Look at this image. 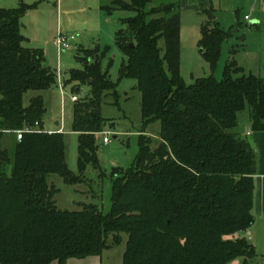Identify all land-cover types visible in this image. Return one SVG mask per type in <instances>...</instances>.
I'll list each match as a JSON object with an SVG mask.
<instances>
[{"label": "trees", "instance_id": "trees-1", "mask_svg": "<svg viewBox=\"0 0 264 264\" xmlns=\"http://www.w3.org/2000/svg\"><path fill=\"white\" fill-rule=\"evenodd\" d=\"M165 0H112L102 10L133 14L120 21L114 44L125 58L117 83L101 62L108 48L83 51V69L71 71L65 85L89 88L74 102L72 131L78 135V176L65 163L64 135L44 129L43 99L23 106L29 91H47L57 76L45 66L42 50L24 46L21 19L35 6L0 8V264H67L100 257L126 236L122 264H230L255 258L243 237L254 224L256 153L237 133L246 108L250 129L264 130V81L245 75L235 61L213 76L186 85L179 73L180 7ZM159 5L151 7L152 3ZM211 10L205 11L209 14ZM203 57L211 69L220 45L231 34L210 21L200 29ZM164 42L161 55L160 41ZM131 45H133L131 47ZM135 80L144 126L158 122L159 140L140 134L139 153L112 181L111 211L85 206L63 212L54 202L56 175L79 183L88 166L99 169L95 135L103 132L100 107L117 97V85ZM31 126L41 133L16 131ZM12 138L11 153L2 148Z\"/></svg>", "mask_w": 264, "mask_h": 264}, {"label": "rangeland", "instance_id": "rangeland-1", "mask_svg": "<svg viewBox=\"0 0 264 264\" xmlns=\"http://www.w3.org/2000/svg\"><path fill=\"white\" fill-rule=\"evenodd\" d=\"M170 1L178 0H165L161 3L167 4ZM252 1H215V12L210 17L180 10L179 73L186 85L193 84L196 79L210 76L220 81L224 68L230 61H235L245 75L264 77V53L259 50L264 40V10L260 1L257 6L253 5L251 8ZM111 2L112 0H0L1 9L35 6L26 11L21 19V34L26 39L24 46L42 50L45 66L56 74L57 82L47 91L27 92L23 97V106L27 107L35 97L40 96L43 99L44 129L49 132L61 129L65 143V163L74 176L79 175L78 135L72 131L74 102L71 98L76 96L78 101H83L90 90L87 86L76 83L65 85V81L71 71L83 69V51L98 48L97 56L100 57L108 48L101 66L103 71L108 73L110 81L117 83L118 70L125 58L115 47L114 35L123 28L120 21L133 14L114 11L108 16L102 7L110 6ZM157 5L159 3H152L150 8ZM245 15L249 20H245ZM207 21H215L219 27L231 34L220 45V57L214 69H211L204 59L200 47V29ZM58 35L68 38L69 50H57L55 40ZM159 46L163 55L162 40ZM116 91L117 97H105L100 107L104 127L102 133L95 135L99 169L88 166L84 176H79V183L76 184H67L56 175L47 178L49 186L55 188L54 202L60 211L78 212L85 206L93 205L103 214L109 213L112 207V181L116 174L114 172L117 169L126 170L135 163L139 153L140 134L150 138L152 148H156L160 124L155 122L143 125L140 112L141 94L137 90V82L131 79L122 80L118 83ZM245 121H248L247 108L239 114L237 130L245 125ZM105 137L109 140L108 144H103ZM12 147V138L3 141L2 148L11 153ZM121 236L119 245H114L102 253V264H122L126 236ZM243 237L255 250V258L248 264H264V222L254 223ZM241 263L242 259L230 264Z\"/></svg>", "mask_w": 264, "mask_h": 264}, {"label": "crops", "instance_id": "crops-1", "mask_svg": "<svg viewBox=\"0 0 264 264\" xmlns=\"http://www.w3.org/2000/svg\"><path fill=\"white\" fill-rule=\"evenodd\" d=\"M215 1H219V0H178V4H179L181 12L187 11V12L196 13L200 16L210 17V15L213 12H215V6H214ZM258 1H260V4L262 6L261 8L264 10V0H253L251 2V8L253 5L257 6ZM13 9H16V8H13ZM209 10H211V12L209 14H206L205 11H209ZM245 17H248V16L245 15ZM248 20H249V17H248ZM209 22L210 21H207L206 24ZM253 25H255V23H253ZM259 50H261L264 53V40L259 46ZM259 78L264 81V77L263 78L259 77ZM58 124L59 123L57 122L56 126H58ZM244 124L245 125L242 128L237 130V133L247 139L251 148L256 153V174L253 178L254 197H253L252 213L255 219L254 223L256 222L262 223L264 222V130L261 132L251 131V134L247 136L246 135L247 131L251 130L249 119L248 121H245ZM50 132L53 133V131H50ZM58 132H61V129H59ZM8 140L9 138L6 137L5 141H8ZM248 232L249 230L247 231V233ZM53 264H56V263H53ZM67 264H102V259H101V256L100 257H88L85 259H69L67 260Z\"/></svg>", "mask_w": 264, "mask_h": 264}, {"label": "built area", "instance_id": "built-area-1", "mask_svg": "<svg viewBox=\"0 0 264 264\" xmlns=\"http://www.w3.org/2000/svg\"><path fill=\"white\" fill-rule=\"evenodd\" d=\"M245 20H248V17H245ZM73 38H70V40H72ZM68 38L62 35H58V37L55 40V45L57 47L58 51H63V50H69L70 49V45L68 42ZM60 87L62 88L61 83L59 82ZM71 100L73 102L77 101V97L76 96H72ZM31 133H41V131L36 127L33 128L31 126L25 127L23 130H19L16 131L14 134L16 135L17 141H20L22 139V136L24 134H31ZM47 133H52V132H48ZM251 134V130L247 131L246 135H250ZM109 140L108 138H103V144H108Z\"/></svg>", "mask_w": 264, "mask_h": 264}, {"label": "water", "instance_id": "water-1", "mask_svg": "<svg viewBox=\"0 0 264 264\" xmlns=\"http://www.w3.org/2000/svg\"><path fill=\"white\" fill-rule=\"evenodd\" d=\"M133 45H131V47H132Z\"/></svg>", "mask_w": 264, "mask_h": 264}]
</instances>
